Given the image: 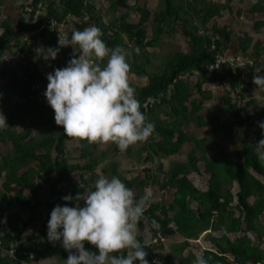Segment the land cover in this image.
<instances>
[{"label":"trees","instance_id":"16d2710c","mask_svg":"<svg viewBox=\"0 0 264 264\" xmlns=\"http://www.w3.org/2000/svg\"><path fill=\"white\" fill-rule=\"evenodd\" d=\"M161 1L163 8L160 11L151 12L145 7L138 10V20L132 24L125 21L122 15L117 16L108 23L103 22L100 11H95L91 0H31L30 5L26 7L35 10L36 5L41 3L45 7L44 15L40 16L37 22L31 25L26 24L23 17H19L16 26L21 33L38 32L39 44L47 49L58 47L54 34L49 28L48 22L50 19L61 22L69 16L78 18L79 23L75 24L74 28L75 30H82L88 26L86 21H82L83 16L87 15L90 23L101 28V38L109 47L119 45L126 49L125 42L120 36V33H123L131 43L129 49L131 53V73L138 78L146 80V84L140 86L136 92L137 98L140 101L141 111L144 113L145 110H155L165 106L174 120L180 122L166 126L154 123L155 129L153 134L158 141L155 143L153 154L169 157L178 154L180 146L185 142L181 124L188 121L191 115V109L186 107L191 93L194 92L196 95H202L199 84L191 86L186 80L178 79V77L191 73L198 67H204L206 70L207 65L212 61V52L209 50L210 41L206 33L210 32L214 37L218 38L215 45L218 49H221L229 41L231 30L224 26L217 27L213 25L205 29L204 35L199 36L198 28L194 25L193 16H200L203 21L211 19L215 16L213 10H217L215 5L201 3L203 4L201 9L202 14L198 15L193 12L194 9L191 10L192 3L196 0H191L192 3L187 2L188 11L182 9V4L186 5V1L188 0ZM224 1L226 5H229L233 0ZM24 8L22 9V15ZM129 8L127 0H114L105 10V13L111 14L120 10L128 11ZM248 12L252 15L264 14L263 0H258V5L250 8ZM180 13L183 14V17L179 16ZM149 21L157 23L158 28L150 38H147L145 25ZM174 24H181L180 33L189 41L188 53H174L169 63L164 67H160L158 72L146 71L144 67L146 65H153L154 62L150 60L149 55L144 53L145 49L158 45L160 36L167 33ZM11 32L12 29L8 21L3 22L0 32V54L8 49V45L12 40L15 43H19L17 35ZM249 42V37L239 40V47L242 52H245ZM136 47L139 48V52L134 51ZM28 48L30 47L20 44V53L25 55V51ZM68 54V52L60 48L56 56L64 58ZM79 54L80 50L75 55L78 56ZM253 56L258 60L259 54L257 52H254ZM24 75L26 80L23 89L27 93H33L34 88L41 83H48L46 76L37 70H25ZM220 75L221 77H218L216 82L225 84L231 91H235L239 85L243 84L244 79L248 80V84H250L249 82L253 83V74L250 72L239 73L235 78H232L230 71L223 70V74ZM5 77L6 72L0 69V79ZM12 79V85L4 91L0 98V103L4 105L9 104V100L15 92V84L18 83V79L14 73H12ZM148 98H151L153 103L150 107L144 108L143 104ZM224 102L228 105V116L238 128H241L247 122L253 121V115L247 116L243 110L236 109V105H232L229 99L224 98ZM248 105L246 104V106ZM197 107L198 104L192 101V115L196 113ZM212 135L229 139L232 136V128L216 124L212 130ZM65 137L66 134L60 125L52 127L44 139L39 142L33 140L21 142L8 131H0V144L9 142L13 151V157H2V163L4 166H7L8 173L1 186L6 193L10 191V186L17 188L12 200L6 195L0 194V198L3 201V204H0V218L6 214L5 212L10 206L15 204L20 210H26L29 218L34 221L33 224L35 226H41L39 234L33 241H35L39 248H42V251L27 247L32 253L33 261H38L43 255H56L63 261L67 258L68 252L59 241L52 243L48 240L47 221L52 208L57 204L65 203L61 199L64 195L70 193L75 197L78 194V200L79 194L84 193L81 188H77L71 183L70 178L72 174L81 172L80 178H82V174L91 171L93 166L92 160L89 159V144L86 141L80 142L82 145L80 155L82 159H88V162H85L83 165H72L61 158L64 154ZM192 142L196 148L200 147L199 141L192 139ZM263 161L264 159H259L252 151L245 150L243 151L242 161L233 165L232 173L229 172L227 174L226 172L219 171L216 166L210 167L212 178H215L216 175L218 181L209 184L207 191L203 193L191 184L186 175H181L182 169L168 171L162 185L172 191L171 202L166 207L160 203L149 205L138 222V226L142 227L141 224L146 225L145 227L148 228L147 232L150 237H154L156 233H159L162 238L172 237L177 234L184 239L183 245H186L190 240H197L200 235L206 236L210 234L220 224V226L226 228L225 237L222 236L219 239L209 237L210 248L202 252L203 256L208 259L209 264H264V252L259 247L262 244L261 234H256V243H252L251 239L247 236L248 232L255 230L254 222L264 211V185H260L250 173V171H253L263 176ZM188 164L192 166V171L196 172V161L193 158L190 157ZM30 165H33V167L28 168ZM22 169L25 170L18 175ZM33 169L35 170L37 180L49 183L44 212L39 210L40 201L37 197L38 193L30 182V172ZM233 182H236L238 187V192L235 195L236 207L239 213L237 217L227 212V208L233 201V195L230 191V185ZM26 191L27 193H25ZM257 194L260 195L259 203L249 205L247 199L249 197H256ZM67 203L71 204L72 202L69 201ZM193 203L195 207L191 208L190 206ZM1 205H4V207ZM18 217V213L6 215L5 228H0L1 249L8 250L10 243L20 241L21 227L12 219L15 218L16 220ZM215 218H218L217 223H214ZM153 220L158 222V228L152 227ZM243 224L245 225V231H241ZM22 225H26V223L22 222ZM238 233H241L242 236L232 241L228 238V235ZM153 245L151 243L148 247H145L147 252L146 259L156 261L157 264H170L174 256L158 254L154 251ZM85 247L91 248L93 246L88 244ZM19 249L24 248L20 246ZM181 251L182 249L178 253H181ZM18 259L19 261L27 260V258L21 255L18 256ZM194 261L196 260L192 259V264H194ZM0 264L8 263H6V260H0ZM178 264L190 263L185 259H180Z\"/></svg>","mask_w":264,"mask_h":264},{"label":"rangeland","instance_id":"374dc122","mask_svg":"<svg viewBox=\"0 0 264 264\" xmlns=\"http://www.w3.org/2000/svg\"><path fill=\"white\" fill-rule=\"evenodd\" d=\"M113 1L91 0L95 11H100L102 21L105 23L122 15L125 21L134 24L138 20V10L145 7L151 12H157L163 8L161 0H127V4L130 6L128 11L120 10L116 13H105V10ZM30 2L31 0H0V32L2 23L8 21L12 29L11 33L17 35L19 42L15 43L12 40L8 45V49L0 54V69L6 72V77L0 79V98L4 91L12 85V73L18 79V83L15 84L14 88L15 92L9 100V104L0 103V111L6 115L8 124V127H4L0 131H8L21 142L27 140L39 142L44 139L52 127L57 126L54 121V112L46 102L43 94L47 83H41L34 88L33 93H27L23 89L26 80L24 71L37 70L46 76L55 68L65 66L66 62L79 51L78 47L73 49L72 46H62L60 48L69 53L67 57L56 56L55 59H46L47 48L39 44L38 32L21 33L16 26L18 18L23 16L22 9L30 5ZM187 2L192 3L191 0H188L186 5L182 4V9L186 11L189 9ZM195 2L192 3L191 10L194 9L193 12L198 15L202 14L203 4L201 3H210V5H215L217 9L213 10L215 16L206 21H203L200 16H193L194 25L198 30L202 29L201 31L204 32L206 28L213 25L229 28L231 30L229 41L221 49L226 53L233 54L242 52L239 47V40L249 37L250 42L246 46L245 52L242 53L252 57L254 52H257L259 58L256 62L258 65L264 64V14L252 15L248 12L250 8L258 5V0H242L240 2L233 0L229 5H226L224 0H196ZM179 16L183 17V14L180 13ZM89 21L86 20L88 26L93 25ZM62 22L63 37L68 39L75 31L74 25L79 23V21L78 19L74 21L71 17H66ZM180 25L174 24L167 33L160 36L158 45L145 49L144 53L149 55L150 60L154 62L153 65L144 67L146 71L158 72L160 67H164L169 63L174 53H188L189 41L181 35ZM157 28V23H152V21L146 23L147 38H150ZM120 36L129 51L131 43L123 33H120ZM20 44L30 47L25 51V55L20 53ZM56 44L58 45V43ZM128 60L131 63V55H129ZM218 77H221V75L209 74L204 67H198L191 73L186 74L185 80L187 83L191 86L199 84L202 89V95L199 96L193 92L186 103V107L191 109V115L188 121L181 124L185 142L180 146L178 154L169 157L153 154L155 143L158 141L154 134L146 142H139L129 146L126 151H121L115 144L111 143L89 144V159L92 160V169L86 174H82V178H80L81 172L72 174L71 183L75 187L81 188L85 193L94 187L95 181L100 175L109 178L119 176L128 187L132 188L137 197L143 196L146 198V208L154 203H160L166 207L172 200V191L163 187L162 183L166 173L170 170L182 169L181 175H186L191 184L203 193L207 191L209 184L218 181L216 175L215 178H212L210 167L216 166L219 171L227 174L229 172L232 173L233 165L242 161L243 151L245 150L252 151L259 159H264V126H262L264 125V88H259L252 82L248 84V80H246L235 91H231L225 84L216 82ZM130 83L134 87L135 92H137L140 86L146 84V80L138 78L131 73ZM224 98L229 99L232 105H236V109L243 110L247 116L253 115V121L247 122L241 128H238L227 114L228 105L224 102ZM192 101L198 104L195 110L196 113L193 115ZM246 104L249 105L246 106ZM144 114L147 120L164 126L176 122L165 106L155 110H145ZM216 124L231 127L232 136L229 139L213 136L212 130ZM192 139L199 141V148L194 146ZM81 151L82 145L80 142L71 137H65L64 154L61 158L72 165H83L89 160L82 159ZM4 156L13 157L12 147L9 142L0 144V194L6 195L12 200L17 188L10 186V191L6 193L1 186L8 173L7 166L2 163V157ZM190 157L196 161V172H193L192 166L188 164ZM262 164L264 165V161ZM32 167L33 165H30L28 168ZM24 170L22 169L18 175ZM250 173L260 185H264V175L260 176L253 171H250ZM30 176V182L38 193L39 210L44 212L49 183L37 180L34 169L30 172ZM230 191L233 195V201L227 208V212L237 217L239 213L235 198L238 192L236 182L230 185ZM259 197L260 195L258 194L256 197H249L247 199L248 204L256 205L260 201ZM79 203L83 206L84 201L81 200ZM0 204H3L1 198ZM1 206L4 207V205ZM190 207H195V204H191ZM5 213L0 218V228H5L6 215L18 213L19 217L16 220L15 218L12 219L21 227V236L19 242L10 243L8 250L0 248V260H6L8 264H64V261L56 255H43L38 261H33L32 253L27 247L42 251V248H39L33 241L39 234L41 226H35L33 224L34 221L29 218L26 210H20L15 204L10 206ZM22 222L26 223V225H22ZM217 222L218 218H215L214 223ZM141 225L142 227L138 226V233L144 235L148 228L144 224ZM254 229L255 232L250 231L247 236L252 243H256V234H261L262 244L259 247L264 252V211L254 222ZM225 231L226 228L219 224L210 234L206 236L200 235L197 240L189 241V244L183 245V238L175 235L162 238L161 242L155 243L152 247L158 254L174 256L170 264H178L180 259H185L192 264V259L197 260L203 250L210 248L209 237L215 239H219L222 236L225 237ZM241 231H245L244 224L241 226ZM241 236L242 234L238 233L228 235V238L232 241ZM85 245H88V243L86 242ZM20 246L24 249H19ZM180 249L182 251L178 253ZM19 255L27 258V260L19 261Z\"/></svg>","mask_w":264,"mask_h":264},{"label":"clouds","instance_id":"9594fccd","mask_svg":"<svg viewBox=\"0 0 264 264\" xmlns=\"http://www.w3.org/2000/svg\"><path fill=\"white\" fill-rule=\"evenodd\" d=\"M101 35L100 27L89 25L75 30L68 39L59 38L58 47L47 49L46 59H55L61 46L78 47L80 54L46 75L43 94L55 124L63 127L67 137L88 144L111 143L126 151L146 142L155 125L141 111L130 83L131 53L119 45L109 47ZM252 70L253 83L264 88V64ZM4 127H8L6 115L0 111V129ZM77 196L64 195L65 203L55 205L47 221L48 240L59 241L68 252L64 264H149L137 238L145 197H137L119 176L104 175L93 188L80 193L78 200ZM152 227L158 228V222L153 220ZM86 242L93 247L86 248ZM194 264L209 262L201 254Z\"/></svg>","mask_w":264,"mask_h":264},{"label":"built area","instance_id":"2783aa9c","mask_svg":"<svg viewBox=\"0 0 264 264\" xmlns=\"http://www.w3.org/2000/svg\"><path fill=\"white\" fill-rule=\"evenodd\" d=\"M44 5L41 3L37 4L35 7V10H32V8L25 7L23 18L26 22V24H35L38 20V18L42 15H44ZM71 17V16H69ZM74 21H76L78 18L71 17ZM88 20V16L84 15L82 18V21ZM79 21V19H78ZM62 21L57 22L56 20L50 19L48 24L50 31L53 32L54 38L56 43H58L59 38L64 39L62 34ZM200 35H204L205 33L200 31ZM207 38L209 39V50L212 52V61L207 65L206 71L209 74H223V70L230 71L232 78H235L239 73H246L250 72L253 74V67L258 66L255 60L250 57L249 55H237L233 53H226L223 49H218L215 45V42L218 40L217 37H214L211 33H206ZM62 47V46H61ZM211 66H217L215 68H209ZM178 79L185 80L186 75L179 76ZM244 81H246L244 79ZM153 103V100L151 98H148L145 103L143 104V107H150ZM242 115V113H241ZM137 238L142 242L144 247H148L149 244L158 243V241H162V237L159 233H156L154 237H150L148 232L144 233V235H141L138 233ZM148 238V240H146ZM134 264H138V262H134ZM149 264H157L156 261H149Z\"/></svg>","mask_w":264,"mask_h":264},{"label":"crops","instance_id":"0c3cea01","mask_svg":"<svg viewBox=\"0 0 264 264\" xmlns=\"http://www.w3.org/2000/svg\"><path fill=\"white\" fill-rule=\"evenodd\" d=\"M217 27H219V26H217ZM202 29H199L198 30V35L199 36H202V35H200L199 34V32L201 31ZM208 33H210V32H208ZM251 37V36H250ZM252 38V37H251ZM235 54H237V55H247V54H245V53H242V52H239V53H235ZM251 57V56H250ZM252 58L255 60V62H256V59L252 56ZM257 63V62H256ZM257 65H258V63H257ZM202 90V89H201ZM177 235V234H176ZM175 236V235H174ZM183 241H184V239H183ZM191 241V240H190ZM188 244H189V242H188Z\"/></svg>","mask_w":264,"mask_h":264}]
</instances>
